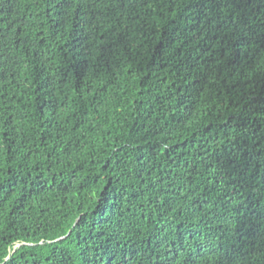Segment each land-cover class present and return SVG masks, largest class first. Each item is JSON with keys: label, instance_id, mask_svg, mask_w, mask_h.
Here are the masks:
<instances>
[{"label": "trees", "instance_id": "obj_1", "mask_svg": "<svg viewBox=\"0 0 264 264\" xmlns=\"http://www.w3.org/2000/svg\"><path fill=\"white\" fill-rule=\"evenodd\" d=\"M0 264H264V0H0Z\"/></svg>", "mask_w": 264, "mask_h": 264}]
</instances>
